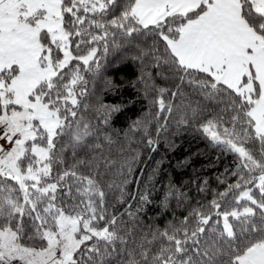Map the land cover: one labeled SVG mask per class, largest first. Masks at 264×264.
Returning a JSON list of instances; mask_svg holds the SVG:
<instances>
[{
  "label": "snow or ice",
  "instance_id": "6c2138e0",
  "mask_svg": "<svg viewBox=\"0 0 264 264\" xmlns=\"http://www.w3.org/2000/svg\"><path fill=\"white\" fill-rule=\"evenodd\" d=\"M137 34L163 43L141 55L168 69L171 96L194 104L193 118L207 112L200 130L239 160V180L160 232L154 254L134 240L129 250L108 212L104 161L78 158L100 135L82 114L97 45L107 53L109 37L119 48ZM168 91L154 102L171 114ZM69 150L74 162L54 173ZM0 264H264V0H0Z\"/></svg>",
  "mask_w": 264,
  "mask_h": 264
},
{
  "label": "trees",
  "instance_id": "16d2710c",
  "mask_svg": "<svg viewBox=\"0 0 264 264\" xmlns=\"http://www.w3.org/2000/svg\"><path fill=\"white\" fill-rule=\"evenodd\" d=\"M120 40L117 37V42ZM154 42L159 49L155 54H162L163 43L149 35L124 38L119 48L112 46L109 37L107 53L103 51V41L97 45L99 67L93 65L94 70L84 74L87 80L84 103L89 109L82 114L86 122L100 129V135L92 141L88 155L81 151L78 157L104 161L100 165L103 173L100 182L106 193L108 212L120 218L123 234L129 239V250L134 240L136 245L144 243L151 248V254L159 251L163 239L158 237L160 232L170 229V225L178 226L198 203L207 206L213 198H218L217 193L239 180L233 175L238 171L237 155L214 144L200 130L209 114L205 112L193 118L195 105L189 107L188 99L171 96L176 81L168 69L157 66L153 55H141L149 52ZM162 88L170 90L164 99L166 104H172L171 114L159 112L154 102ZM113 107H118L119 112L112 113L108 123H103L101 117L106 109ZM106 136L111 140L105 139ZM148 139L154 141L151 147ZM245 146L256 154L255 145ZM64 160V165L54 166V173L74 162L70 150ZM95 170L93 167L92 171ZM79 171L90 174L86 167ZM256 183L247 187L252 189L254 198H259ZM109 184L113 187L109 188ZM141 197H147V201ZM128 231L132 232L131 237L127 236ZM154 234L158 237L155 240ZM146 241L153 243L149 245ZM32 246L39 248L41 244Z\"/></svg>",
  "mask_w": 264,
  "mask_h": 264
}]
</instances>
